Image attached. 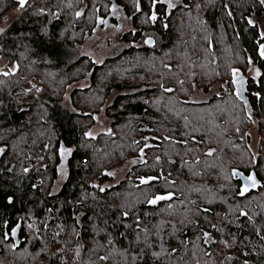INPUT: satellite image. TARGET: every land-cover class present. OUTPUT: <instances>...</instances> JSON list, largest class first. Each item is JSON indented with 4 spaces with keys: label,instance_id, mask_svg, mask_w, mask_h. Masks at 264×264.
<instances>
[{
    "label": "trees",
    "instance_id": "16d2710c",
    "mask_svg": "<svg viewBox=\"0 0 264 264\" xmlns=\"http://www.w3.org/2000/svg\"><path fill=\"white\" fill-rule=\"evenodd\" d=\"M160 1L34 0L0 31L13 66L0 73V264H264V33L251 20L264 0ZM15 3L0 0V18ZM114 5L131 26L123 48L75 57ZM112 90L109 131L88 137ZM61 145L68 176L52 192ZM157 165L180 196L150 208L137 178Z\"/></svg>",
    "mask_w": 264,
    "mask_h": 264
},
{
    "label": "rangeland",
    "instance_id": "374dc122",
    "mask_svg": "<svg viewBox=\"0 0 264 264\" xmlns=\"http://www.w3.org/2000/svg\"><path fill=\"white\" fill-rule=\"evenodd\" d=\"M34 0H26L23 7L20 6L18 0H16L15 5H13L3 16L0 18V31L6 28L24 9H26ZM255 19L259 22L262 31H264V16L257 17ZM122 25L121 28L114 29L109 28L105 30H97L95 35H92L90 39L85 40L84 44L80 47L76 46L74 49L75 57L78 56H88L94 61V63L99 64L102 60H105L108 57H111L116 52H119L123 48V43L120 42V35L125 32L126 30L130 29V22L125 20L124 18L121 20ZM7 66L5 65V61L3 57H0V73H6L8 70H12L13 66H10L9 69H6ZM255 73L256 70H255ZM253 72V75H256ZM79 86V84H76ZM82 87L86 86V84H82ZM128 91V90H126ZM125 92V91H124ZM121 92V93H124ZM219 90L216 86L212 87L209 93V96L212 94L218 93ZM119 92L112 90L110 94L107 96L104 105L102 106L101 111L96 116L95 124L88 130L87 136L88 137H95L101 132H108L110 128L109 118L104 114V108L108 106L114 99ZM209 96L205 97L200 95L197 101H201L203 99H207ZM252 134V131H250ZM128 164L123 166L121 169L114 173L115 179H119L124 171H126ZM63 178L56 180L52 187V192H55L62 183Z\"/></svg>",
    "mask_w": 264,
    "mask_h": 264
},
{
    "label": "flooded vegetation",
    "instance_id": "af4514ba",
    "mask_svg": "<svg viewBox=\"0 0 264 264\" xmlns=\"http://www.w3.org/2000/svg\"><path fill=\"white\" fill-rule=\"evenodd\" d=\"M158 3H164L167 6V9L169 11H172L175 8H177L179 5H181L180 4L181 3L180 0H161ZM154 6H156V5H154ZM155 11L156 10L154 8L155 19L150 18V20H149V25L151 27H153V29L149 31L150 35H144V41H145L146 38L150 37V38L153 39L154 43L156 42V39L159 36V31L157 29H155L156 28L155 27V20L158 19V15H156ZM257 17H261V16H257ZM123 18L125 19L124 14H123L122 9L120 8V6H115L114 5V10H111L106 18H103L102 20H100L98 22V26H101L99 29L100 30H105V29H109V28H114V29H117L118 30L119 28H121V25H122L121 20ZM251 20H252L253 23H257L260 26L259 22L255 19V16H252L251 17ZM101 21H104V23H102ZM166 24L167 23L165 22V19L163 18L161 20V27L164 28V26ZM263 33H264V31H263ZM146 143H150V142L145 141V143H143L141 145V147H140L139 155H137L133 159H143V160H146V158H145L146 151H148L149 148H151L149 146L148 150H145V151L143 150L142 151L141 149L145 146ZM152 145H153V148L158 149V145L157 144L156 145L155 144H152ZM69 155H70V153L68 151H66V150H64V151L62 150L60 152V159H59V163H58V166H57V179L56 180H59L62 177L63 180H62L61 185L63 184V182L66 181L67 176H68L67 169L69 168V161H70V159H69L70 156ZM152 157H153V159H155L159 163V161H160L161 158L159 157L158 154H156V155L153 154ZM198 160L199 159H196L195 161H198ZM189 161H190V159H183V162L185 164H187V165H190L188 163ZM162 172H163L162 169H160L158 167V165H157V174H156V176H152V178L155 179V181L152 183V185L154 187L153 188L154 189V196L153 197H155L157 195H165V194H170V193H172L174 195H179L180 196V194H175L174 193V187L176 185L175 182L168 175H167L168 176L167 177ZM113 177L114 178H112V179H114L116 181L117 179H115V176H113ZM141 178H147V177L142 176V177L137 178V179H141ZM164 204L165 203L160 204V205H164Z\"/></svg>",
    "mask_w": 264,
    "mask_h": 264
},
{
    "label": "water",
    "instance_id": "95a60500",
    "mask_svg": "<svg viewBox=\"0 0 264 264\" xmlns=\"http://www.w3.org/2000/svg\"><path fill=\"white\" fill-rule=\"evenodd\" d=\"M154 6L151 8V15H150V18H152L154 16ZM145 44L149 47H152L153 44H154V41L152 38L148 37L145 39ZM149 148V143H146L145 146L141 149L142 151L143 150H147ZM62 145L60 146V152L62 151ZM64 151V150H63ZM251 176H241L242 180H243V188H245L247 191H250L252 188H253V183H252V180L249 179ZM139 181V184L141 186H146V185H149V184H152L155 179L152 178V177H147V178H141V179H138ZM143 181H146V182H143ZM159 196H166V197H170V199H163V200H156L157 197ZM174 198L173 194H165V195H157L153 198H151L148 203L146 204L147 207H150V208H156L160 203H164V202H170L172 199ZM153 200H156L155 203H153L152 201ZM241 214H244L243 212ZM242 217V216H241ZM20 229V222L18 223V231ZM17 235H18V232H17ZM17 240V237L16 239ZM15 246H18L17 244Z\"/></svg>",
    "mask_w": 264,
    "mask_h": 264
},
{
    "label": "snow or ice",
    "instance_id": "6c2138e0",
    "mask_svg": "<svg viewBox=\"0 0 264 264\" xmlns=\"http://www.w3.org/2000/svg\"><path fill=\"white\" fill-rule=\"evenodd\" d=\"M26 0H18V3L20 4L21 7L24 6ZM152 19H155V16L152 17ZM102 23H104V21H101ZM261 55H264V49H262L261 51ZM249 179L252 180L253 185H255L256 181L254 177H250ZM146 182V181H143ZM163 199H170V197H166V196H159L156 198V200H163ZM156 200H153L152 202L155 203ZM13 235H15V230H13Z\"/></svg>",
    "mask_w": 264,
    "mask_h": 264
},
{
    "label": "built area",
    "instance_id": "2783aa9c",
    "mask_svg": "<svg viewBox=\"0 0 264 264\" xmlns=\"http://www.w3.org/2000/svg\"><path fill=\"white\" fill-rule=\"evenodd\" d=\"M81 163H82V164L85 163V160H81Z\"/></svg>",
    "mask_w": 264,
    "mask_h": 264
}]
</instances>
